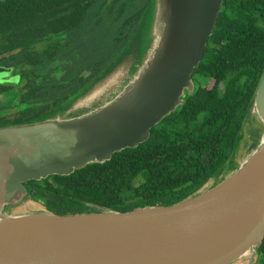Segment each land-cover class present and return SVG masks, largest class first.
Instances as JSON below:
<instances>
[{"label":"trees","instance_id":"16d2710c","mask_svg":"<svg viewBox=\"0 0 264 264\" xmlns=\"http://www.w3.org/2000/svg\"><path fill=\"white\" fill-rule=\"evenodd\" d=\"M154 4L0 0V68L10 73L0 79V127L63 115L102 84L139 37ZM263 74L264 0H224L184 105L137 148L70 176L25 184L31 199L63 216L100 208L126 213L172 206L197 196L210 181V188L218 185L240 167L236 156ZM249 136L253 152L259 139ZM257 256L256 264H264V241Z\"/></svg>","mask_w":264,"mask_h":264},{"label":"water","instance_id":"95a60500","mask_svg":"<svg viewBox=\"0 0 264 264\" xmlns=\"http://www.w3.org/2000/svg\"><path fill=\"white\" fill-rule=\"evenodd\" d=\"M223 3L155 0L152 47L114 99L77 117L58 114L0 127V264H233L258 254L264 241V138L237 171L172 206L66 216L7 212L31 198L25 186L31 181L70 176L146 143L152 129L194 93L193 73ZM254 112L264 124V74Z\"/></svg>","mask_w":264,"mask_h":264},{"label":"rangeland","instance_id":"374dc122","mask_svg":"<svg viewBox=\"0 0 264 264\" xmlns=\"http://www.w3.org/2000/svg\"><path fill=\"white\" fill-rule=\"evenodd\" d=\"M153 21V9L150 8L149 14L147 15L139 37L131 46H128L127 50L123 54V57L121 58V61L116 66V69L113 71V73L103 79L102 85L100 84L101 87H99V85L92 91H89L83 100L78 99L77 101L71 103L69 107L62 113L63 116L66 117L65 119L77 117L101 107L102 105L114 99V97L124 89L128 82L134 78L152 47L151 40ZM82 67H84L83 63L77 64L76 66L77 70H80ZM9 74L10 73H8V75ZM4 75V71L0 70V78H2ZM212 84L213 82L211 83V86ZM91 92L93 93L89 95ZM250 132L254 134V136L257 137L259 141L264 138V124L261 122L254 110L250 124L247 126L245 138L243 139V142H241L238 154L236 156V161L239 163V165L243 164L252 153V151H249L250 146L253 143V140L249 139ZM212 185L213 181H210L203 188V191L209 189ZM43 210H45V208L40 203L28 198L17 206L10 208V210H7V212L12 215H22L40 212ZM257 255L258 254L247 255L233 264H256L259 259Z\"/></svg>","mask_w":264,"mask_h":264}]
</instances>
